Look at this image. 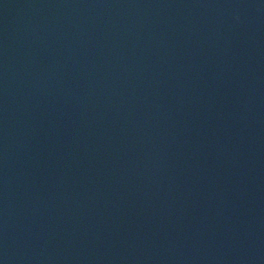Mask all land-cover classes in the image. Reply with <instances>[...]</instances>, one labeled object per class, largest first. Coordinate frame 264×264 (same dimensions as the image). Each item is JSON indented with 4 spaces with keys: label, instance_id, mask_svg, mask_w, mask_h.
I'll list each match as a JSON object with an SVG mask.
<instances>
[{
    "label": "water",
    "instance_id": "water-1",
    "mask_svg": "<svg viewBox=\"0 0 264 264\" xmlns=\"http://www.w3.org/2000/svg\"><path fill=\"white\" fill-rule=\"evenodd\" d=\"M0 264H264V0H0Z\"/></svg>",
    "mask_w": 264,
    "mask_h": 264
}]
</instances>
